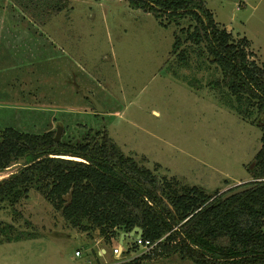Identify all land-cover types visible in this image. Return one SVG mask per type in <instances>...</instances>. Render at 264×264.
I'll list each match as a JSON object with an SVG mask.
<instances>
[{"label": "rangeland", "instance_id": "obj_1", "mask_svg": "<svg viewBox=\"0 0 264 264\" xmlns=\"http://www.w3.org/2000/svg\"><path fill=\"white\" fill-rule=\"evenodd\" d=\"M63 1L61 14L33 22L0 0L2 29L31 31L25 46L11 50L15 63L29 65L0 73L1 85L7 83L0 89V130L54 131L70 144L106 133L124 155L179 190L220 197L253 182L250 170L262 146V132L252 124L256 112L215 85L222 73L202 47L186 44L183 61L170 55L175 35L193 22L166 29L126 0ZM203 1L221 29L236 42L248 40L250 61L262 66L264 0ZM52 52L60 58L41 61ZM22 166L0 173V181ZM0 224L12 226V238L24 234L0 244V264H131L130 255L141 254L117 260L112 253L120 237L106 245L72 228L35 189L19 204L0 203ZM133 243L126 238L124 249ZM136 264L193 263L173 256Z\"/></svg>", "mask_w": 264, "mask_h": 264}, {"label": "trees", "instance_id": "obj_2", "mask_svg": "<svg viewBox=\"0 0 264 264\" xmlns=\"http://www.w3.org/2000/svg\"><path fill=\"white\" fill-rule=\"evenodd\" d=\"M4 1L33 22L58 16L68 4L63 0ZM126 1L131 10L151 15L166 29L193 22L194 26L180 28L175 35L170 55L183 61L180 50L186 44L202 47L208 61L222 73V81L215 85L256 112L252 124L262 132V146L250 170L253 182L246 185L252 188L227 200H223L226 194L216 197L195 188L179 190L124 155L106 133L70 144L56 142L54 131L31 134L5 127L0 130V173L21 162L23 166L0 181V203L19 204L35 189L72 228L96 234L106 245L135 228L142 230L144 240L164 239L161 252L131 264L173 256L193 264H264V63L258 66L250 61L248 40L236 42L221 29L203 0ZM2 30L4 43L12 29ZM30 34L29 29L16 31L20 47ZM3 56L2 66L8 62ZM23 64L14 62L17 69ZM11 228L0 224L5 235L0 244L24 238L23 233L12 238Z\"/></svg>", "mask_w": 264, "mask_h": 264}, {"label": "crops", "instance_id": "obj_3", "mask_svg": "<svg viewBox=\"0 0 264 264\" xmlns=\"http://www.w3.org/2000/svg\"><path fill=\"white\" fill-rule=\"evenodd\" d=\"M213 14V13H212ZM214 16V15H213ZM214 19H215V17H214ZM3 22V20H1L0 19V52H1V50H2V48H3V50H5V51H7L8 50V54L7 53H4V54H1L0 53V73H5V75H7L6 73L7 72H12V71H14V70H16L17 69V66L16 65H14V61L13 60H15L14 58V55H12L11 54V50H15L16 48L18 49V47H20V43L18 42V38H17V36H16V31L15 30H13L12 29V31H9V35H8V39H7V41H5L4 43H2V41H1V39L3 38V33L5 32L4 30H2L1 29V23ZM215 22H216V19H215ZM217 23V22H216ZM4 31V32H3ZM46 43H48V44H53L51 41H50V39L49 40H47L46 39V41H45ZM7 49V50H6ZM2 55H4L3 56V58H5V57H8V62H5V64L2 66L1 64H2V61H1V58H2ZM58 59V58H60V56H59V53L58 52H52V53H49L48 55H46V58H45V60H41V61H46L47 60V62L48 61H52L53 59ZM13 61V62H12ZM13 63V64H12ZM29 62H26V63H24L23 65H22V67H26V66H28L29 64H28ZM24 65H26V66H24ZM21 66V65H20ZM21 67V68H22ZM3 70V72H1ZM3 85H7V83L6 84H2L1 85V83H0V89H1V87L3 86ZM4 96V95H3ZM0 99H1V92H0ZM11 101V100H10ZM120 241V240H119ZM125 241V240H124ZM117 246H120V244L118 243V245ZM104 252V254H103V256H107V251H103ZM105 252H106V254H105Z\"/></svg>", "mask_w": 264, "mask_h": 264}, {"label": "built area", "instance_id": "obj_4", "mask_svg": "<svg viewBox=\"0 0 264 264\" xmlns=\"http://www.w3.org/2000/svg\"><path fill=\"white\" fill-rule=\"evenodd\" d=\"M164 239H161L156 242H151L148 240H144L143 237H134V243L130 249H124V245L122 246H116L115 249L113 250V257L116 258L117 260H123V258H126L125 255L131 254L132 252L135 253L136 250H141L140 255H130L132 256L131 259L133 258L132 261L140 259L142 257H151L154 256L157 252H161V244L163 243ZM124 243V242H123ZM133 250V251H131ZM102 252V251H101ZM106 254V252H105ZM81 255L80 251L76 252V257H79ZM101 255V253H100Z\"/></svg>", "mask_w": 264, "mask_h": 264}, {"label": "water", "instance_id": "obj_5", "mask_svg": "<svg viewBox=\"0 0 264 264\" xmlns=\"http://www.w3.org/2000/svg\"><path fill=\"white\" fill-rule=\"evenodd\" d=\"M84 93H85V96H86V97H88L90 100L93 101V103H94V105H95V110H96L97 112H103V109H102V107L98 104V102H97V101H96L91 95H87L85 91H84ZM59 141H60V135L57 134V136H56V142H59ZM251 188H252V187H241V188H238V189L232 191L231 193H229L228 195H226V196L224 197L223 200H227L228 198H231V197H233V196H236V195H238V194H241V193H243V192H246V191L250 190ZM142 234H143V232H142V230L139 229V228H135V229H134L131 233H129V234L123 233V234L120 236L119 244L122 246V244H123V242H124V240H125L126 238H133V237H135V236H136V237H141Z\"/></svg>", "mask_w": 264, "mask_h": 264}]
</instances>
